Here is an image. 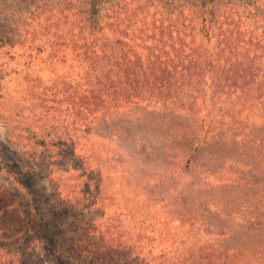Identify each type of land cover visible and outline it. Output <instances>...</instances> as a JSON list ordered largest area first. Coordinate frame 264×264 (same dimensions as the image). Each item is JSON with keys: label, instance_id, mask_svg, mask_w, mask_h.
<instances>
[{"label": "trees", "instance_id": "trees-1", "mask_svg": "<svg viewBox=\"0 0 264 264\" xmlns=\"http://www.w3.org/2000/svg\"><path fill=\"white\" fill-rule=\"evenodd\" d=\"M31 5L22 23L41 56L30 62L62 73L0 93V172L15 188L0 178V264H49L47 248L70 264H264V0ZM78 135L115 155L77 150ZM71 144L75 166L55 169ZM10 147L17 163L3 159ZM111 164L126 169L132 202L111 175L96 179ZM89 201L103 216L118 207L54 249L47 234L62 222L39 207L67 217ZM157 222L176 247H158Z\"/></svg>", "mask_w": 264, "mask_h": 264}, {"label": "rangeland", "instance_id": "rangeland-1", "mask_svg": "<svg viewBox=\"0 0 264 264\" xmlns=\"http://www.w3.org/2000/svg\"><path fill=\"white\" fill-rule=\"evenodd\" d=\"M32 1L36 0H0V93L3 95V97L8 96L9 94L16 96V92L18 93L19 89L22 86L24 88L28 81L30 83L32 82L31 80L38 78V80L40 79L42 81V84H47L48 80H51L53 78L55 79L58 74L62 73L61 64L54 65L48 64V62L44 64L41 62L39 63L38 60H33V64L30 62V53H33L32 55H35L37 57L41 56V52H38L36 50V47L31 44L29 39H27L28 35L26 34V28L24 26V23H22L23 21H25L24 19L28 15V12L32 9ZM108 4L109 3H105V6ZM37 43L40 44L41 42L37 41ZM37 43L36 45H38ZM3 121L4 119L0 118V142H5V128ZM82 136L85 135H78L76 138L78 145L77 150H81L82 152H86L87 150H89L101 155L102 157H112L113 155H115L117 146L113 143H110L106 140H97ZM72 150L73 145L71 144L68 148H65L64 151L56 154L54 160L56 164L52 166L55 169H65L66 167L75 166L74 162H76V159H74L73 157V154L75 152H73ZM3 153V159L4 157H6V159L11 158L12 161L16 163L18 162V159L14 156L11 147L10 150L4 151ZM109 175H111L110 177L112 179H115L116 182V186L112 189V191H117L124 197L121 200V204L128 203L129 201L132 202V197L134 198L135 194L134 189L127 184L129 175L126 172V169L122 168L121 166L111 164L109 173L108 171H105L103 175L98 174L96 176V179H102L105 182L108 180ZM0 178L6 185H9L11 193L13 195L15 188L10 186L6 175L0 172ZM96 181L97 180H95V183ZM104 182L102 184V187L104 185ZM43 185L44 187L46 185L44 181L34 180L32 182L33 189L37 193L35 197L37 202L44 201L47 195H49L50 193L49 188L45 189L43 188ZM96 192V189L93 190L94 194ZM91 202L92 201H89L84 207L77 209L76 213H72L74 212V210H72V214H69V216L67 217L63 215L60 217V212H62V209L56 207L57 205L55 206L54 204L43 203L39 207V209L41 208V213L45 218L54 217V219H60V222H62L61 228L51 230L50 233L47 234L48 240L50 241L48 243H53L52 241H54V249L60 252L66 250L67 238L71 233L69 229H75L83 223L90 224L97 219L99 220L104 218L105 216L107 217V215H110L113 211H116L118 207L117 205L111 207L109 210H107L106 215L103 216L102 211H96L94 207H91ZM157 208L158 210L161 209V207ZM152 209L153 213L155 212L156 214L157 211H154V208ZM149 213L150 212L143 211L141 213V219L150 217ZM157 217L158 218L156 219V221L161 220L163 218V214L160 213ZM156 229L159 235V239L157 241V245L159 248L176 247L177 244L173 243L172 235H169L168 233L166 234V232L160 234V232H162L161 223L157 222ZM148 233H151V230H149ZM44 255L49 264H70V262L68 261L69 259H67L66 257L64 258V256H54L52 254V251H50L48 248L44 250Z\"/></svg>", "mask_w": 264, "mask_h": 264}]
</instances>
